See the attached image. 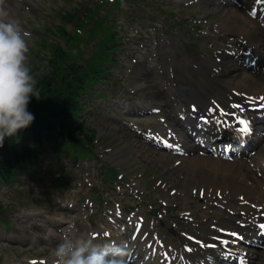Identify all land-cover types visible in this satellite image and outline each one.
<instances>
[{
    "label": "clouds",
    "instance_id": "9594fccd",
    "mask_svg": "<svg viewBox=\"0 0 264 264\" xmlns=\"http://www.w3.org/2000/svg\"><path fill=\"white\" fill-rule=\"evenodd\" d=\"M28 33L12 18L7 0H0V146L29 127L34 115L28 110L33 97L41 98L28 66ZM53 264H128V252L93 245L91 240L65 236L54 251Z\"/></svg>",
    "mask_w": 264,
    "mask_h": 264
},
{
    "label": "rangeland",
    "instance_id": "374dc122",
    "mask_svg": "<svg viewBox=\"0 0 264 264\" xmlns=\"http://www.w3.org/2000/svg\"><path fill=\"white\" fill-rule=\"evenodd\" d=\"M80 1L82 4H80ZM94 1V0H91ZM96 1V0H95ZM78 3L81 6H85L88 2H83L82 0H37L35 1V7H33V10L28 12V13H24L21 14L18 12V16L21 18V20L23 22H25L26 26L30 24L33 26L32 28L34 30H36L38 32V36L40 38H44V34L49 30L52 29L54 26L57 25V16L56 13L57 12H63V11H67V10H71L73 9L76 5H78ZM164 8L165 7H172L173 3L172 1L168 0L167 2L163 3ZM22 6V5H20ZM126 6V7H125ZM125 6L122 8L123 11L122 12H116V11H111L110 15H108V20L112 21V23H114V25L119 26L121 28H124V33L126 34V36H128L129 38H127L126 41V48L123 51L124 53L128 52V53H133L132 58L137 57V60L139 59H143L144 55L140 53V47H138L135 43L136 42H140L137 39V36L135 35V37L133 38L134 34L133 32H131L129 29L126 30L127 28V24L129 22V20H137L136 24H135V29L138 31V33L141 35L142 39L147 37L149 42L145 44L146 45H151L154 46L155 48L151 47V52L149 53V55H153L155 53H157L159 55V52L156 50L157 44L161 45L162 43V39L161 36H159V31L156 29H152L149 27V25L147 24V15H145L142 11V6L139 5H135L133 8L128 7L126 4ZM112 10V9H111ZM193 10V11H192ZM151 11V10H149ZM192 12L195 13H201V10L199 9H191ZM151 14V12H150ZM101 15L106 16V12L105 10H101ZM237 19H239V17H237ZM236 19V22H238V20ZM160 23L164 24V19L163 17H160ZM116 23V24H115ZM133 23V22H132ZM130 23V25H132V27H134V24ZM30 28V26H29ZM103 35V33H101ZM89 36V35H88ZM132 39V40H131ZM130 41V43H129ZM36 42L37 40L35 38H31L30 39V46H36ZM94 42V39L90 36L88 38H86V40L84 41V44L86 46H90L92 43ZM144 45V43H142ZM137 47V48H136ZM35 48V47H33ZM147 48V46L144 47V49ZM143 50V49H142ZM146 50V49H145ZM34 52H36V49H34ZM136 52V53H135ZM149 52V51H146ZM89 54L88 50L84 51V55L87 56ZM33 55V54H32ZM125 56V54H124ZM39 65V64H43V62L41 63H37L35 57L33 56L29 61H28V66L30 68V70L32 69L33 65ZM41 67V65H39ZM32 74V73H31ZM125 76H128V73H125L122 75V77L120 78V83L119 86L121 88V86L123 87V89L125 91L131 89L130 87L133 86V82L130 81L128 78H126ZM123 91V90H122ZM123 104V102L117 101L115 102V107L114 110L112 111V115L114 117H120V112L118 111V108ZM98 109H96V107L94 106V108L91 109V112H98ZM98 115H95V117L89 119V122L87 123V125L90 126V128L95 129L96 128V139H103L104 141H106L107 143H111L113 144L114 139H115V131L112 130L113 127L112 125L108 124L109 122H106L105 120L101 121L96 119ZM155 126H158V124L156 122L153 123ZM124 139L123 137L120 136V140ZM115 151V148H114ZM121 154L124 156H127L126 152L121 151ZM130 161L127 160L125 161V163H129ZM132 162V161H131ZM130 162V163H131ZM99 171L96 170L94 173H92V175L90 176V180L89 182H87V184H85V186L83 185L82 189H83V193L86 192L87 190H92V189H100L99 188V177H98ZM31 176V174L28 175V178ZM77 177L80 176V174L76 175ZM35 191L33 192H27L25 195H20L19 199H25V200H30L29 204L30 205H34L37 203V200L34 196ZM175 193H173L172 196H168V199L165 198V195L163 192H160L157 196V198L153 195L152 198L151 197H146V199L148 200L147 203L145 204H153L152 200L154 199L155 203H158V200H162L164 203H168L170 205L169 208H166L163 205L159 206V209L161 211V216L164 215H170L169 219L173 220L179 211H181L182 209H178L172 207V203L174 202H180V198L176 197L174 199ZM11 198V200H9L6 204L8 205V208L11 209L13 208L12 206V202L13 204L16 203V200L18 198H16L15 196H9ZM27 202V201H26ZM128 203L129 200L126 201V207H128ZM25 206H28L27 204ZM202 205H200L201 207ZM153 207V206H152ZM199 207V213L201 212V208ZM139 211L141 212H145L148 211L149 209L144 205V203H141L140 207L138 208ZM166 211V214L162 213V210ZM9 219L11 221V227L16 229V228H21V230L24 231L23 228H25L24 223L19 222V219L16 218V216L11 212L9 214Z\"/></svg>",
    "mask_w": 264,
    "mask_h": 264
},
{
    "label": "bare ground",
    "instance_id": "6f19581e",
    "mask_svg": "<svg viewBox=\"0 0 264 264\" xmlns=\"http://www.w3.org/2000/svg\"><path fill=\"white\" fill-rule=\"evenodd\" d=\"M229 13L241 15L237 9H230ZM251 45L258 48L260 44L254 42ZM239 84H246L245 87H247L248 91H241H246L249 95L264 94V75L255 76L242 73L238 80L233 79L231 87H236ZM115 136H117L116 133ZM132 151L133 149L127 153L126 157L134 154L131 158H139L135 153L137 149L135 148L134 153ZM140 159L145 163L144 157ZM175 161L177 160H174V162ZM203 161V158L194 156L187 159L178 167H174L170 160H166V164L168 167L176 169L175 172L177 174L184 175L186 183H190V187L194 188L196 186L198 188H203L204 195L202 196L207 203L217 202L220 206L222 205L224 208H227L229 213L251 212L255 214L257 213V207L262 206L264 208V191H262V187L260 189L256 188L258 180L254 181L253 174L250 170L246 169L242 163L238 162L236 164H231L225 162L218 163L215 161L211 162V164L216 165H210V174L207 176H198L197 174L191 175L192 172L196 173L193 170L201 171ZM251 179L254 181L255 187H248L246 185ZM239 197H243V201L249 200L251 203L248 206L242 205L243 201H241ZM219 223L222 222L220 221Z\"/></svg>",
    "mask_w": 264,
    "mask_h": 264
},
{
    "label": "trees",
    "instance_id": "16d2710c",
    "mask_svg": "<svg viewBox=\"0 0 264 264\" xmlns=\"http://www.w3.org/2000/svg\"><path fill=\"white\" fill-rule=\"evenodd\" d=\"M91 12L89 11L86 15H90ZM75 15L73 14H66L64 19L67 21H70L72 18H74ZM81 19H78V23H81ZM57 56H55L56 58ZM55 61V59H54ZM53 61V62H54ZM59 63L57 61L56 65ZM52 64V63H51ZM75 70L71 72V74L64 76L62 78L59 70H52L46 72V74H42L36 78L37 81V88L40 90L41 98L36 99L33 97V102H35V107L42 108L45 106V104H48L50 101H56V98H59L62 94L61 90H64L68 88L70 82L74 80ZM58 79H60L62 82H59ZM33 125V124H32ZM32 127V126H31ZM31 127H27L26 129H23L20 131L21 137L27 136L28 131H30ZM34 131V130H33ZM15 143V142H11ZM13 148H2L0 149V163L4 164L11 156H13Z\"/></svg>",
    "mask_w": 264,
    "mask_h": 264
},
{
    "label": "snow or ice",
    "instance_id": "6c2138e0",
    "mask_svg": "<svg viewBox=\"0 0 264 264\" xmlns=\"http://www.w3.org/2000/svg\"><path fill=\"white\" fill-rule=\"evenodd\" d=\"M261 2H262V0H255V3L256 4H260ZM250 15H253V16L256 15V9H255V7H253L252 11L250 12ZM261 99H264V97H261ZM249 127H250L249 124L247 122H244V129H243V131H245V132L249 131ZM261 227H264V225H261ZM232 235L233 236H237L238 234L237 233H232ZM206 247L215 248V245H206Z\"/></svg>",
    "mask_w": 264,
    "mask_h": 264
}]
</instances>
